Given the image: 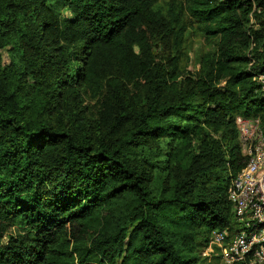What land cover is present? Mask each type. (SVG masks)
I'll list each match as a JSON object with an SVG mask.
<instances>
[{"label": "trees", "instance_id": "obj_1", "mask_svg": "<svg viewBox=\"0 0 264 264\" xmlns=\"http://www.w3.org/2000/svg\"><path fill=\"white\" fill-rule=\"evenodd\" d=\"M261 14L264 0H0V264H199L235 222L236 120L264 123ZM196 36L212 47L192 72Z\"/></svg>", "mask_w": 264, "mask_h": 264}, {"label": "built area", "instance_id": "obj_2", "mask_svg": "<svg viewBox=\"0 0 264 264\" xmlns=\"http://www.w3.org/2000/svg\"><path fill=\"white\" fill-rule=\"evenodd\" d=\"M264 93V74L253 78ZM239 141L248 161L231 181L232 229L214 231L211 239L226 264H264V123L260 117H238Z\"/></svg>", "mask_w": 264, "mask_h": 264}, {"label": "rangeland", "instance_id": "obj_3", "mask_svg": "<svg viewBox=\"0 0 264 264\" xmlns=\"http://www.w3.org/2000/svg\"><path fill=\"white\" fill-rule=\"evenodd\" d=\"M264 20V15L261 14L259 19ZM260 19V20H261ZM260 21L257 18H253L252 23H259ZM211 45H209L202 37L196 36L189 43V51H190V63L188 65V69L192 72L198 70L200 66V57L203 52L209 51L211 49ZM3 56L5 63H8V58L6 51H3ZM3 241H7V238H4ZM197 254L200 257L199 264H226L220 257L219 249L214 244L213 240L208 238V241L202 243L198 249Z\"/></svg>", "mask_w": 264, "mask_h": 264}]
</instances>
